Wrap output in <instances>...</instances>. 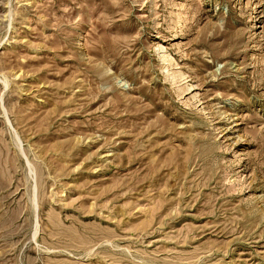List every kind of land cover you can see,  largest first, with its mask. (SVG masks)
<instances>
[{
  "label": "rangeland",
  "instance_id": "obj_1",
  "mask_svg": "<svg viewBox=\"0 0 264 264\" xmlns=\"http://www.w3.org/2000/svg\"><path fill=\"white\" fill-rule=\"evenodd\" d=\"M0 264H264V0H0Z\"/></svg>",
  "mask_w": 264,
  "mask_h": 264
}]
</instances>
